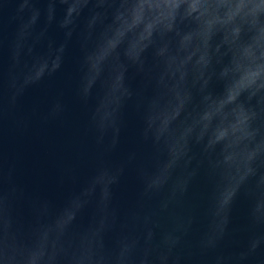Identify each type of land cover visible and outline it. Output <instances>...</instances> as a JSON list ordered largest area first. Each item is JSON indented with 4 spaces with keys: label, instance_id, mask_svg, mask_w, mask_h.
<instances>
[{
    "label": "clouds",
    "instance_id": "1",
    "mask_svg": "<svg viewBox=\"0 0 264 264\" xmlns=\"http://www.w3.org/2000/svg\"><path fill=\"white\" fill-rule=\"evenodd\" d=\"M16 2L10 36L0 8V264H264V0ZM53 26L62 42L50 37ZM73 41L80 51L76 96L85 106L95 101L86 133L97 167L55 209L16 184L3 136L9 122L21 133L30 130L19 102L62 69ZM129 102L151 152H132L111 166L105 157L120 143ZM66 113L58 95L40 120L63 121ZM130 165L141 191L121 209L112 187ZM70 173L75 181L76 168ZM201 178L207 227L193 241L199 212L189 194ZM241 194L248 200L247 235L238 250L226 252Z\"/></svg>",
    "mask_w": 264,
    "mask_h": 264
},
{
    "label": "water",
    "instance_id": "2",
    "mask_svg": "<svg viewBox=\"0 0 264 264\" xmlns=\"http://www.w3.org/2000/svg\"><path fill=\"white\" fill-rule=\"evenodd\" d=\"M45 7L44 3L39 5ZM3 9V20L7 26L6 34L14 32V25L8 22L17 15L16 0H0ZM63 9L58 6V18ZM50 37L57 43L63 41V32L56 26L49 31ZM80 51L73 41L66 52L62 69L55 76L46 77L40 84L30 87L19 102L18 111L21 115L30 116L31 128L26 133L16 130L10 122L6 124L3 136L4 152L16 166L15 182L27 197L35 200L48 201L55 209L62 208L70 196L79 192L89 178L96 172L97 148L94 139L86 133L90 109L95 101L88 106L82 104L76 96L79 78L78 60ZM7 61V53L4 54ZM133 87L137 81H132ZM62 95L67 105L66 117L63 121L43 123L40 116L46 113L51 102ZM35 109V114L33 110ZM124 127L120 143L116 149L108 153L106 162L116 166L124 162L128 155L136 152L148 155L149 145L142 142L140 131L142 121L136 111L134 102H129L124 110ZM75 167L77 179H71L70 169ZM141 191V184L135 166H128L118 184L113 185L114 202L121 208L130 207ZM207 186L203 178L194 182L189 194V202L199 212V223L192 239L195 241L207 227L206 207ZM248 200L241 194L233 205L228 235L223 243L226 252L238 250L246 238ZM92 209H86L80 218L81 224H86ZM24 215L30 219V213L25 206Z\"/></svg>",
    "mask_w": 264,
    "mask_h": 264
}]
</instances>
